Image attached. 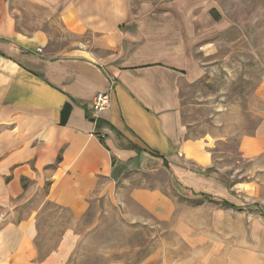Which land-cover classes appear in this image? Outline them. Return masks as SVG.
Listing matches in <instances>:
<instances>
[{"label": "crops", "instance_id": "obj_1", "mask_svg": "<svg viewBox=\"0 0 264 264\" xmlns=\"http://www.w3.org/2000/svg\"><path fill=\"white\" fill-rule=\"evenodd\" d=\"M16 1L55 13L67 31L88 34L86 43L51 56L47 32L19 23L25 15L14 14ZM233 1L0 2V264L63 261L70 236L41 258L40 206L18 212L40 192L43 202L75 218L105 198L167 219L178 206L170 187L137 183L142 172H159L164 160L194 192L229 194L210 174V142L191 137L182 121L181 90L202 75L198 49L233 22L224 15ZM102 92L109 104L95 111L92 102ZM256 93L264 103V82ZM238 150L264 154V119ZM211 219L223 242L231 237L223 264H264V223L231 208L214 207Z\"/></svg>", "mask_w": 264, "mask_h": 264}, {"label": "rangeland", "instance_id": "obj_2", "mask_svg": "<svg viewBox=\"0 0 264 264\" xmlns=\"http://www.w3.org/2000/svg\"><path fill=\"white\" fill-rule=\"evenodd\" d=\"M11 6L20 11L14 12L17 17L25 15L19 23L29 29L39 25L45 29L51 56L88 39L86 33L67 31L51 11L18 1ZM224 10L233 22H226L211 44L198 49L196 60L202 75L183 86L181 117L191 137H205L210 142V174L225 183L229 194H207L210 198L192 194L175 186V178L163 165L157 173L142 172L137 183L170 187L169 195L178 206L167 219H159L129 200L121 204L105 198L94 201L85 214L75 218L67 210L43 202L40 192L32 206L24 203L17 208L21 217L40 206L39 257L55 250L61 237L69 235L71 245L60 264H223V244L231 237L222 241L211 210L231 208L245 219L264 223V154L245 157L238 150L240 139L264 119V103L256 93L264 82V0H235Z\"/></svg>", "mask_w": 264, "mask_h": 264}, {"label": "built area", "instance_id": "obj_3", "mask_svg": "<svg viewBox=\"0 0 264 264\" xmlns=\"http://www.w3.org/2000/svg\"><path fill=\"white\" fill-rule=\"evenodd\" d=\"M109 104V97L107 93H98L92 102V109L95 111L104 109Z\"/></svg>", "mask_w": 264, "mask_h": 264}, {"label": "trees", "instance_id": "obj_4", "mask_svg": "<svg viewBox=\"0 0 264 264\" xmlns=\"http://www.w3.org/2000/svg\"><path fill=\"white\" fill-rule=\"evenodd\" d=\"M144 159H146V157L144 156ZM161 163V165H163L165 168H166V170L170 173V175L173 177V175L171 174V172H170V170H169V168H168V166L166 165V163H165V161L163 160V162L161 161L160 162ZM174 178V177H173ZM174 184H175V186H177V187H180V188H182V189H186V191H188V192H190V193H192V194H199V195H201V196H203V197H205V198H210V195H207V194H205V193H196V192H194L192 189H190V188H186L184 185H182L179 181H177L176 179L174 180ZM191 202H195L194 200H190ZM231 206H233L232 204H230Z\"/></svg>", "mask_w": 264, "mask_h": 264}]
</instances>
